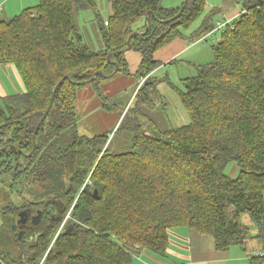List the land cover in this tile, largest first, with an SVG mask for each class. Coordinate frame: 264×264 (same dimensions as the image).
<instances>
[{"label":"trees","instance_id":"obj_1","mask_svg":"<svg viewBox=\"0 0 264 264\" xmlns=\"http://www.w3.org/2000/svg\"><path fill=\"white\" fill-rule=\"evenodd\" d=\"M109 1L112 14L99 24L103 48L97 51L75 21V11L96 0H38L0 20V63L15 66L25 85L22 93L0 97V176L13 197L7 210L13 215L16 203L28 199L40 207L59 200L66 206L60 219L48 217L20 248L7 235L12 220L0 225V244L10 253L17 248L11 262L135 264L143 251L165 255L175 227L212 236L218 251L245 247L249 238L264 244V0H238L245 12L213 43L214 59L176 88L191 122L155 134L136 124L131 148L121 153L110 151L108 135L79 134V86L97 71H114L110 53L115 74H133L122 51L138 32L131 44L142 55L135 74L144 81L135 98H146V86L157 81L152 72L162 64L156 53L189 30L193 41H209L220 11L208 10L207 0H189L168 22L184 2L168 8L162 0ZM149 11L154 15L146 24ZM232 160L240 168L236 176L226 173ZM243 212L256 223L255 236L240 221ZM249 264H264V252Z\"/></svg>","mask_w":264,"mask_h":264},{"label":"rangeland","instance_id":"obj_2","mask_svg":"<svg viewBox=\"0 0 264 264\" xmlns=\"http://www.w3.org/2000/svg\"><path fill=\"white\" fill-rule=\"evenodd\" d=\"M18 1L12 0L10 2L9 7L15 12L13 14L11 12L10 16L7 14L5 17L0 15V20L9 21L22 11L23 7H20L19 3H16L14 6V3ZM25 1V7L35 5L31 4L33 3L31 2L32 0ZM36 1L37 4L38 0ZM183 2L184 0H162V4L165 7L180 6ZM207 2L208 6L226 7L227 13H231L232 9L236 7L244 8L242 2L238 1V4L236 3L237 0H207ZM110 4L109 0H96L93 6L79 7L75 11V21L79 28V34L82 36L83 41L93 50L97 51L103 48L99 24L109 19L112 11ZM208 6L207 9L210 10L211 8ZM219 11L216 21H224L226 14L222 10ZM200 22L201 19L197 20L191 29L199 27ZM187 34L188 36L178 39L173 43L186 42V45H193L194 41L189 36L190 30L187 31ZM221 34L222 31H219L213 35L214 37L217 35L216 38L212 36L209 38V41H200L193 51H189L184 55H177L169 60L165 57L172 55L175 45H171L173 44L171 43L162 47L161 51H159L160 53H156V59H160L159 56L164 57L162 58L163 64L155 72L153 71L152 76L157 81L153 85L146 86V98L144 94L135 98L138 91L137 85H140V82H142L135 73L129 75L117 73L112 77L101 79L96 84L87 83L80 85L75 104V113L79 117L77 128L79 134L89 136L97 134L108 135L109 141L107 145L110 144V151L121 153L131 148L134 137V126L136 124L143 125L145 131L150 134H155L157 130H167L189 124L192 119L191 115L183 105L176 88L183 89V79L196 75L198 65L209 63L214 59L212 45L217 42ZM127 52L126 58L129 61V68L134 72L139 67L142 55L134 49H130L129 53ZM172 60H174V63H170ZM125 114L126 118L123 120ZM149 121L153 122L156 128L152 125L150 126ZM69 131L67 130L66 134L63 135V140L70 134ZM239 171L240 168L234 160L230 161L226 166V173L229 176H236L239 174ZM6 179V176H0V225H7L12 220L10 226L7 227L10 228L11 224L14 223L13 215L7 209H9L8 207L13 197L10 194L8 184L2 182L3 180L6 181ZM34 205H36L34 207L42 208L37 203H34ZM35 211L34 209L33 212L35 213ZM240 221L250 227L251 236L257 234V225L247 212L241 213ZM13 227L16 226L13 225ZM246 241L247 245L245 247L249 249L252 247L251 251L256 247H259V250H264V244L260 239L249 238ZM232 248L239 250L240 247L233 246ZM11 251L13 253H10L8 248L1 242L0 264L2 262L5 264H15L11 262V259L15 260L17 248ZM257 252L260 251H255V253Z\"/></svg>","mask_w":264,"mask_h":264},{"label":"crops","instance_id":"obj_3","mask_svg":"<svg viewBox=\"0 0 264 264\" xmlns=\"http://www.w3.org/2000/svg\"><path fill=\"white\" fill-rule=\"evenodd\" d=\"M11 1L12 0H0V15H3L5 17L7 16V14L9 15L11 14V12L12 14L13 12H15L9 7ZM31 2H33L31 4L36 5L37 1L32 0ZM16 3H19V6L23 7V9L27 8L25 7V0H19L18 2H15L14 6ZM236 3L238 4V0ZM208 7L212 8L214 6L209 5ZM216 8L222 10V12H225L226 15L224 16V18L227 20L236 19L237 17H239L243 10V8L241 7H236L235 9H232L231 13H227V9L224 6ZM110 9H112L111 6ZM216 33L217 32H215L213 35H215ZM186 35L188 36L187 32ZM213 35L209 36L208 38H211ZM215 37H217V35ZM178 39L181 38H177L174 41ZM218 39H220V37ZM200 41L201 40L194 41L195 44L193 43V45H186V42H171L173 44H169L175 45V48L172 55H169L165 58H168L167 60H169L176 57L177 55H184L189 51H193L195 46L198 45ZM159 51H161V49ZM159 51L157 53H160ZM127 53H129V51ZM159 57L160 59L157 58V60H159L163 64L162 58L164 57ZM140 62L141 60L139 61V64ZM130 71L132 73L136 72H133L131 69ZM24 91L25 85L16 67L12 64L0 63V97L15 93H22ZM169 235L170 244L165 255H158L150 251H143L140 255L134 257L135 264H249V260L255 254V251L258 250L260 252H264V250H259V247H256L251 251V246L250 249L248 247L239 246V250H235L231 247L228 250L218 251L215 248V242L212 236L200 234L194 229L188 227L172 228L169 230Z\"/></svg>","mask_w":264,"mask_h":264},{"label":"flooded vegetation","instance_id":"obj_4","mask_svg":"<svg viewBox=\"0 0 264 264\" xmlns=\"http://www.w3.org/2000/svg\"><path fill=\"white\" fill-rule=\"evenodd\" d=\"M22 200V199H21ZM55 202V200L53 201ZM34 203L36 201L32 199H28L27 203H24L23 200L19 204L16 203V207L13 211V222L10 228H7V235L13 240H16V244L18 247H21L22 242H26L27 238L32 240L35 236L33 233L36 228L43 225L45 220L49 217L52 222L55 219H60L64 210L66 209L65 203L62 200L56 202L55 206L52 204H46L42 208L34 207ZM36 210L35 213L33 210ZM23 212V217H21V213ZM40 216V218L38 217ZM17 216V218H16ZM36 221V222H34ZM49 222V220H48ZM15 225L16 227H13ZM22 234V237H20ZM23 258V255H20ZM45 264V263H43Z\"/></svg>","mask_w":264,"mask_h":264},{"label":"water","instance_id":"obj_5","mask_svg":"<svg viewBox=\"0 0 264 264\" xmlns=\"http://www.w3.org/2000/svg\"><path fill=\"white\" fill-rule=\"evenodd\" d=\"M188 1H189V0H184V3H183V5H182V8H181L180 12H179L174 18L168 20V22H170V21H172V20L178 18V17L181 15V13L184 11V9L186 8V6H187V4H188ZM149 14L154 15V12H153V11H149V12L147 13V15H146V24L148 23ZM137 33H138V32H134V33L131 34V36L129 37V40H128V47L125 48L122 52L125 53V52L129 51L130 49H132L131 39H132V37H133L135 34H137ZM112 56H113L112 53H110V54L108 55V59H109V61L112 62V63L115 65V69H114V71H113L111 74H105L104 71H97V72L94 73L93 77H92L90 80H87V81H85L84 83H86V84H87V83H91V82L96 78V76H98V75H102V76H104V77H112V76L118 71V68H119L117 62L111 60ZM65 79H70V77H69V76H66L64 79H62V80L59 82L58 86L56 87V89H55V91H54V95H53L52 100H51V103H50V105H49L47 111L45 112L44 116L42 117V119L40 120V122L38 123V125H37V127H36V129H35L34 136H33V149L31 150V152H30L28 155H31V154L35 151V149H36V134H37L39 128L41 127L42 123H43L44 120L46 119L48 113L51 111V109H52V107H53V101H54L55 96H56L57 88L59 87V85H60ZM13 147L16 148V146H14V145H13ZM4 149H7V146H6ZM19 151H21V150H19ZM21 152H22V151H21ZM95 194H98V190H95ZM20 216L23 217V212L21 213ZM38 217L40 218L39 215H38ZM34 222H36V221H34ZM66 232H70V229H67ZM109 235H110V234L107 233V236H109ZM20 237H22V234H20Z\"/></svg>","mask_w":264,"mask_h":264},{"label":"built area","instance_id":"obj_6","mask_svg":"<svg viewBox=\"0 0 264 264\" xmlns=\"http://www.w3.org/2000/svg\"><path fill=\"white\" fill-rule=\"evenodd\" d=\"M242 12H245V10H242ZM237 18H238V17H237ZM237 18H236V19H237ZM234 20H235V19H233V20H227V19H224V21H220V20L216 21V25H215L214 30H213L211 33H209V34L207 35V37L213 35L215 32H219V31L224 32L225 29H226L229 25H231V24L233 23ZM106 24H107V22H106ZM214 38H216V37H214ZM217 41H219V39H218ZM143 81H144V79L142 80V83H143ZM64 222H65V221H64ZM260 253H261V252H257L256 254H260ZM40 264H43V260H42V262H41Z\"/></svg>","mask_w":264,"mask_h":264}]
</instances>
